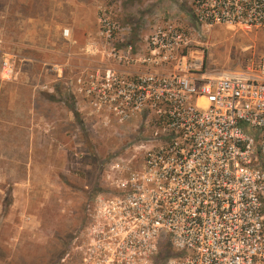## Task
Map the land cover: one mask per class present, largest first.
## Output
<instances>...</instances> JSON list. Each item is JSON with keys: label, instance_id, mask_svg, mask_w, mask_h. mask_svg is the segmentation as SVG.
Segmentation results:
<instances>
[{"label": "built area", "instance_id": "1", "mask_svg": "<svg viewBox=\"0 0 264 264\" xmlns=\"http://www.w3.org/2000/svg\"><path fill=\"white\" fill-rule=\"evenodd\" d=\"M181 1L184 15L145 21L134 40L103 9L109 50L91 42L97 64L70 78L81 113L114 137L143 127L146 138L107 165L86 202V264H156L166 251L163 264H264V56L211 75L196 39L217 26L264 29V0ZM1 77H18L15 60Z\"/></svg>", "mask_w": 264, "mask_h": 264}, {"label": "rangeland", "instance_id": "2", "mask_svg": "<svg viewBox=\"0 0 264 264\" xmlns=\"http://www.w3.org/2000/svg\"><path fill=\"white\" fill-rule=\"evenodd\" d=\"M84 1L95 4L97 29L80 42L72 21H64L59 38L51 29L31 36L29 7L38 0H0V264H63L71 236L86 223V202L104 187L107 165L146 143L143 127L118 128L114 137L112 126L81 113L68 86L79 67L97 64L91 42L109 50L98 38L102 10L110 9L132 40L147 35L145 21L186 12L181 0ZM196 39L205 45L211 75L264 56V29L217 26L197 32ZM7 58L16 62L13 81L1 77ZM169 256L166 251L156 264Z\"/></svg>", "mask_w": 264, "mask_h": 264}, {"label": "crops", "instance_id": "3", "mask_svg": "<svg viewBox=\"0 0 264 264\" xmlns=\"http://www.w3.org/2000/svg\"><path fill=\"white\" fill-rule=\"evenodd\" d=\"M38 1L39 2L36 6L31 4L29 7V13L33 15L29 16L30 18L28 20L29 24L31 25V28L29 29L31 36H33L38 31L44 32V30H47L51 32L52 30L54 35L59 38L62 35V28L66 27L63 24L64 21H72V25L70 27H72L74 34L77 35V39L80 42L83 41L84 36L97 29V9L94 2L79 0L77 4L72 6L70 0ZM44 14H50L54 17L49 22L46 21L45 17L40 16ZM56 15H61V18L58 17V19ZM80 60L81 59L78 61ZM66 66H69V63H67Z\"/></svg>", "mask_w": 264, "mask_h": 264}, {"label": "flooded vegetation", "instance_id": "4", "mask_svg": "<svg viewBox=\"0 0 264 264\" xmlns=\"http://www.w3.org/2000/svg\"><path fill=\"white\" fill-rule=\"evenodd\" d=\"M84 227L85 224L77 234H73V236H71L68 242L69 245L62 256L63 264H86V258H88L89 254L85 249L86 240L81 235Z\"/></svg>", "mask_w": 264, "mask_h": 264}]
</instances>
